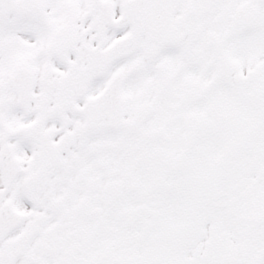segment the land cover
<instances>
[{
    "label": "snow or ice",
    "instance_id": "obj_1",
    "mask_svg": "<svg viewBox=\"0 0 264 264\" xmlns=\"http://www.w3.org/2000/svg\"><path fill=\"white\" fill-rule=\"evenodd\" d=\"M0 264H264V0H0Z\"/></svg>",
    "mask_w": 264,
    "mask_h": 264
}]
</instances>
